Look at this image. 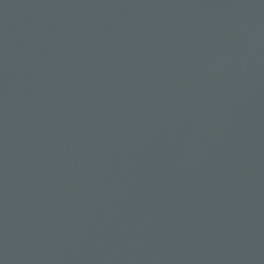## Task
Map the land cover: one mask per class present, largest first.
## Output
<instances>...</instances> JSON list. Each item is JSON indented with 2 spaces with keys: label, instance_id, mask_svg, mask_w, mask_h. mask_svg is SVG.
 <instances>
[{
  "label": "water",
  "instance_id": "obj_1",
  "mask_svg": "<svg viewBox=\"0 0 264 264\" xmlns=\"http://www.w3.org/2000/svg\"><path fill=\"white\" fill-rule=\"evenodd\" d=\"M0 264H264V0H0Z\"/></svg>",
  "mask_w": 264,
  "mask_h": 264
}]
</instances>
